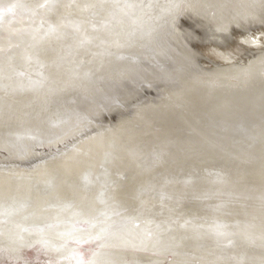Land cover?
<instances>
[{"label":"bare ground","instance_id":"obj_1","mask_svg":"<svg viewBox=\"0 0 264 264\" xmlns=\"http://www.w3.org/2000/svg\"><path fill=\"white\" fill-rule=\"evenodd\" d=\"M10 7L0 264H264V0Z\"/></svg>","mask_w":264,"mask_h":264},{"label":"water","instance_id":"obj_2","mask_svg":"<svg viewBox=\"0 0 264 264\" xmlns=\"http://www.w3.org/2000/svg\"><path fill=\"white\" fill-rule=\"evenodd\" d=\"M182 21H184L185 22V19L183 18L182 19ZM181 21V22H182ZM194 27L192 26L191 28H189L190 29V33L193 35V34H195V32L197 31V29H193ZM255 30H257V28L255 29ZM254 31V30H253ZM193 37V36H192ZM190 39H191V37H190ZM194 45V44H193ZM192 47H190V49H189V51L192 53V49H191ZM148 49V48H147ZM139 60H141V61H144L142 58L141 59H139ZM200 60L202 61V62H207V60H205L204 58H202L201 56L199 57L198 56V54H193V56H192V58L190 59V61H188V62H191V63H194V66H196V68L197 69H201L200 68ZM184 61H187L186 59H184ZM156 71H153V73L155 74V73H159V74H161L160 73V70L159 69H155ZM157 75V74H156ZM148 75L146 74V71H143L142 70V67H135V73H134V75H132L131 76V80L134 82V83H136L137 84V82L140 80H143L144 79V77H147ZM129 84H131V83H127V84H125L124 85V87H126L127 85H129ZM139 84H140V82H139ZM142 84V83H141ZM116 86V82H111L110 83V91L109 90H107L109 93L111 92V94L114 96V95H116L114 92L115 91H117V89L118 88H116L115 87ZM119 89H121V88H119ZM121 91V90H120ZM68 92H70V91H68ZM119 92V91H118ZM71 93H72V91H71ZM73 94V93H72ZM110 94V95H111ZM95 98H93L92 100H87V103H84L83 104V106H85L86 105V107L88 106V105H91V103H92V101H96V102H98V103H100L101 105H103L102 104V101L103 100H101L102 98H98V95H95L94 96ZM138 97V96H137ZM146 97V94H145V92H143V95H142V99H144ZM57 98H58V96H57ZM62 98H65V97H62V95L61 96H59V100L60 99H62ZM83 106H80V107H82V108H80V110H84L83 108ZM73 116L75 115V114H72ZM119 116L120 115H118L117 113H104V114H101L100 116H99V118H98V120H103V121H108V122H111V121H114L115 119H117V118H119ZM45 129V128H44ZM42 131V133L43 132H46V130H41ZM56 132L57 131H52V132H46L47 133V135H49V136H54L55 134H56ZM32 140L33 139H31V140H28V139H25V141L24 140H22V139H18V138H15V137H12V136H10V138H9V140H8V143H9V146H10V148H9V151L10 150H16V149H19V150H22V149H24L23 147L24 146H26V145H31L32 144ZM0 153H2V154H6V151H4V150H0Z\"/></svg>","mask_w":264,"mask_h":264},{"label":"rangeland","instance_id":"obj_3","mask_svg":"<svg viewBox=\"0 0 264 264\" xmlns=\"http://www.w3.org/2000/svg\"><path fill=\"white\" fill-rule=\"evenodd\" d=\"M248 46H249V45H248ZM249 47H250V46H249ZM240 48H241V47H240ZM232 51H233V50H232ZM232 51H231V53L229 52V54H232V53H233ZM234 51L237 52V50H234ZM250 51H251L252 53L255 52V51H252V50H250ZM245 53H246V51H245V52H244V51L241 52V50H240V56H241V57H244V58H245V57H246V56H245ZM200 66H202L203 68H206V67H207V62H202V61L200 60ZM105 122H106V121H105ZM111 122H112V121H111ZM1 154H2V153H1ZM1 154H0V155H1Z\"/></svg>","mask_w":264,"mask_h":264},{"label":"snow or ice","instance_id":"obj_4","mask_svg":"<svg viewBox=\"0 0 264 264\" xmlns=\"http://www.w3.org/2000/svg\"><path fill=\"white\" fill-rule=\"evenodd\" d=\"M4 11H12V8L10 7V8H8V9H3V8H0V17H2V14H3V12Z\"/></svg>","mask_w":264,"mask_h":264}]
</instances>
